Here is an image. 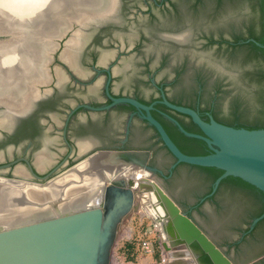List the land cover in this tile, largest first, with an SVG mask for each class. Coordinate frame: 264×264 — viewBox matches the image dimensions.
<instances>
[{
	"label": "water",
	"instance_id": "obj_1",
	"mask_svg": "<svg viewBox=\"0 0 264 264\" xmlns=\"http://www.w3.org/2000/svg\"><path fill=\"white\" fill-rule=\"evenodd\" d=\"M173 1L184 5L183 0ZM194 1L191 0V4ZM129 3L130 9L138 14V19L146 24L140 25L137 20H133L134 24H131L126 18V26L117 30L121 43L132 44L133 35L140 37V31L136 32L135 27L146 31L153 29L155 23V29L159 28L160 31L187 35L190 47L182 49H193L201 60H210L221 73L224 86L228 85L229 81H238L247 88L255 84L243 78L239 66L232 65L225 56L216 53L217 45H206L203 32L197 29L191 16L182 15L186 17L185 19L178 17L174 12L167 13L153 7L156 17L163 21H171L168 24H157L154 22L155 17H151L147 12L148 4L145 0H130ZM77 5L84 9L80 14L75 16L67 13ZM98 6V0H0V86L9 88V92L0 95L3 121L11 123L15 117L25 113L38 97L34 86L44 81L42 76L44 44L47 51L52 46L54 37L59 46L60 40L71 33L70 38L65 41V57L72 61L85 26L93 21L107 19L115 11L116 0H111L108 9L105 10H97ZM130 9L123 7V13H129ZM110 34L111 31H104L103 40ZM100 43L99 38L93 41L98 47ZM114 44L115 42H108L106 47H103L105 62L116 52ZM135 54L140 61V71L144 79L150 72L148 68L156 71V77L160 80L173 79L178 73L177 70L181 69L179 66L164 64L163 66L161 58H152L147 65L144 63L147 60L146 56L141 54V50ZM80 69L86 72L89 68L83 64L80 65ZM28 80L32 82L31 89L17 95L16 90ZM122 84L123 86L116 85L114 91L119 92L123 89L132 94L138 92L134 82ZM212 91L215 92L214 87ZM153 94H156V91L150 89L143 96L149 99ZM171 96L181 99L180 95ZM108 97L110 103L106 105L86 107L103 111L119 104H130L147 123L140 118L132 119L130 110L117 108L109 116H100L104 122L117 120L119 130L117 136L105 137L92 128L73 132V138L77 142L75 159L77 162L75 161L73 165L46 177L38 176L30 165V172L37 180L19 174L18 167L23 164H18L11 171L21 178L0 174V183L13 184L24 191L30 189L47 191L58 185L62 192L57 202L63 201L67 191L75 187L92 185L90 192L100 189L96 204L74 207L20 224L0 226V264H110L120 226L134 212H144L152 219L165 248H168V241L182 245L196 256L199 264H220L223 257L228 259L229 264H262L263 260L255 261L254 258L257 257L239 262L238 250L230 245L237 237V231L224 233L221 230L219 226L222 211L216 204L207 202L200 209L195 207L198 198L208 189L207 183L193 191H185L176 185L171 186L159 174L154 173L155 169L151 167L150 160L151 150L156 156L164 159V167L175 159L169 168L171 173L177 164L182 162L223 169L225 172L212 185L211 195L217 191L221 181L230 175L241 177L264 192V128H238L220 123L212 116L208 122L195 109L171 102L162 92V99L159 102L174 111L190 116L201 128L202 133L190 132L176 118L169 114H166V117L186 136L204 140L211 150V153L206 155H190L176 145L163 124L153 115L155 103L148 105L137 98L115 97L109 92ZM70 98L73 99V96ZM96 98L102 99L103 95L99 94ZM181 100L187 103L195 101L194 97H182ZM63 116V111H57L56 119L59 124L62 123ZM152 126L155 127L159 138ZM129 127L131 134L127 132ZM30 139L31 136L25 135L0 142V160L13 157L24 150ZM47 139L48 141H45L41 138L30 147L36 166L43 171L53 166L67 151L60 134L52 133ZM121 140H124V143ZM120 145L135 148L118 149ZM143 147L151 150L137 149ZM39 154L41 155L37 159ZM10 165H1L0 172L5 171ZM184 170L185 168H180L178 173ZM6 172L9 174L10 170ZM93 179L96 183H93ZM25 194L21 197L24 206L40 209L50 204L37 203ZM165 197L173 205L172 212L165 204ZM187 213L192 214L217 243ZM263 218L264 212L254 218L249 224L250 230Z\"/></svg>",
	"mask_w": 264,
	"mask_h": 264
},
{
	"label": "flooded vegetation",
	"instance_id": "obj_2",
	"mask_svg": "<svg viewBox=\"0 0 264 264\" xmlns=\"http://www.w3.org/2000/svg\"><path fill=\"white\" fill-rule=\"evenodd\" d=\"M98 2L99 8L97 10L102 11L108 9L111 0H98ZM129 2L130 0H116L115 11L107 19L93 21L85 26V29L80 35V45L72 61L67 60L65 57V41L70 38L71 33L60 40L59 46L57 45L56 37H54L52 40L53 44L47 50L48 52L45 49L47 46L44 44V62L42 71L44 81L36 83L34 86V89L38 92V97L32 102V106L25 113L15 117L11 123L3 121L1 112L3 106L0 107L1 143L6 142L9 138H17L25 135L31 136V139L26 143L24 150L15 154L13 157L0 160V166L11 164L5 169V171L0 172L1 175L21 178L16 175L17 173L14 174L11 171L14 170L18 164H23V166L18 167L19 174H23L26 176L25 178L37 180V178H35L30 172V165L34 173L41 177L52 176L73 165L76 161L77 151V142L73 138V132H80L86 128H92L105 137L117 136L119 132L117 120L111 119L110 121L106 120V122H104L100 119V116H109L112 111L119 108L118 105L103 111H97L86 107V105L100 107L110 103L108 92L115 97L131 96L145 104L149 105L155 103V105H157L160 104L159 101L162 99V92H164L169 99L173 98L171 95H175L179 89H186V91L191 90L188 89L191 87L182 88L178 87L177 84L173 86V83L179 79V77L184 78L182 80H184L185 85L189 86V79L195 74L196 67L201 62L199 54L195 53L193 49L183 50L185 47H190L188 45L190 39L187 35L184 36L180 33L160 31L158 30L159 28L155 29V23H153V29L146 31L135 27L137 30L136 32L140 31V37L137 38L138 36L135 37V35H133L132 44H125L119 41L117 30L126 26V18L131 24H134L133 20H137V23L140 25L141 23L143 24V21L138 19V14L132 8L130 9ZM145 2L148 4L147 12L150 13L151 17H155L154 20L156 21L154 22L157 24H168L170 20L163 21V19L156 17L153 7L165 10L167 13H177L179 10L178 17H183L182 15L185 13L184 5L177 4L173 0H145ZM123 7L125 9H130V12L124 14ZM74 8L67 11V13L77 16L84 10L79 5L74 6ZM144 24L146 23L144 22ZM107 30L111 31V34L107 39L105 38L106 40H103L104 37L102 33ZM132 34H134V32H132ZM97 38L101 39L100 47L93 44V41L97 40ZM143 40L147 41V43H144ZM31 42L32 40L30 39V43ZM108 42H115L114 47L116 52L110 60L105 62V51L103 50V47H106ZM140 50L141 54L146 56L147 60L144 63L147 65L153 60L152 58H161L162 61L160 62H162V65L164 64L173 67L179 66L181 69L177 70L178 73L173 79L167 80L165 78L160 80L156 77V71L148 68L150 72L144 79L140 71V61L137 59V54H135L136 51ZM83 64L90 70L88 69L86 72L82 71L80 65ZM89 71L91 72L89 73ZM128 81L136 84V88L138 89L136 94H132L123 89L119 92L114 91L116 85L123 86L122 83ZM31 83L29 80L26 81L21 88L19 87V89L16 90V94L22 95L28 92L32 87L30 86ZM150 89L156 91V94L151 95V97L147 99L143 94ZM7 92H9V88H2L0 86V95H4V93ZM200 93L201 90L199 89L195 94L199 95ZM99 94L103 95L102 99L96 98ZM72 96L73 99L70 98ZM205 98L206 96L203 97V99ZM196 101V107L198 109L204 108L205 100L202 101L201 97H197ZM182 103L189 104L183 100ZM50 107L53 109H50ZM59 110L63 111L64 114L61 124H59L56 119L57 111ZM130 111L132 112L130 115L132 119L140 118L144 120L136 109H130ZM181 118L187 124L191 121L189 117ZM127 132L130 134L132 133L130 127ZM52 133L60 134L63 143L67 147V151L53 166L43 171L36 166V162L30 152V147L35 141L38 142L41 138L48 141L47 137ZM122 141L124 143V140H121V142ZM133 148L135 147L125 145L118 146V149ZM137 149L149 148L143 147ZM151 152L152 156L150 165L155 169V174H159L166 183H168L169 180L175 179V177L176 180H182V175H179L178 171L175 170L179 164L173 169L172 173L169 171V168L171 164L175 162V159L164 167V159L161 156H156L153 150H151ZM40 155L41 154L37 156V159ZM78 159L80 160L82 158ZM8 169L10 170L9 174L6 172ZM28 175L30 177H28ZM196 188L197 187L195 186L194 190ZM207 191L208 190L203 192L198 198L195 207L200 209L201 206L207 202L216 204L222 211V218H220L219 226L221 230L224 233L232 232L233 230L237 231V237L230 242V245L236 247L235 244L242 240L246 234V228L249 227V225H242V211L230 204L224 193H214L215 196H213L214 194L211 195V192ZM164 201L166 206H168L166 199H164ZM187 214L212 238L209 232L198 223L192 214ZM16 220H13V223L20 222ZM256 246L257 245H252L251 247L254 248ZM254 259L255 261L263 260L264 263V254Z\"/></svg>",
	"mask_w": 264,
	"mask_h": 264
},
{
	"label": "trees",
	"instance_id": "obj_3",
	"mask_svg": "<svg viewBox=\"0 0 264 264\" xmlns=\"http://www.w3.org/2000/svg\"><path fill=\"white\" fill-rule=\"evenodd\" d=\"M183 2L184 14L191 16L194 25L203 32L202 36L207 41L206 45H217L216 53H221L232 65L239 66L242 69L243 78L255 84L247 88L238 81H229L228 85L224 86L221 73L211 61L201 60L195 74L189 79V86H186L182 80L184 78L180 77L173 83V86L177 84L182 88L191 87L188 88L191 89L189 91L179 89L180 91L178 90L175 95H180L181 99L194 97L195 101L183 104L182 100L175 96L169 100L195 109L208 122L212 116L220 123L238 128H264V0H217L216 2L195 0L193 4L191 0H183ZM176 14L179 15V10ZM184 16L183 18L186 19ZM227 34L230 36L226 37ZM213 87L215 92L212 91ZM199 89L201 93L195 94ZM202 96L206 98L203 99ZM197 97H201L202 101L205 100L204 108L196 107ZM118 107L126 110L135 109L130 104H120ZM152 113L183 152L190 155L211 153L204 140L186 136L166 117V113L176 118L186 130L202 133L201 128L192 121L190 116L174 111L161 102L155 105ZM181 117H189L190 123L187 124ZM157 135L159 136L158 133ZM180 168H185L184 172H179L182 180H176L175 177L168 183L171 186H180L185 191H193L195 186L198 188L207 183V192H211L215 180L225 172L218 167L184 162L179 163L175 170L179 171ZM192 170L197 171L192 172ZM168 189L170 192L171 188ZM217 193H224L228 202L242 211V220L245 225H249L254 218L261 216L264 212V192L241 177L227 176L221 181L215 194ZM245 231L246 234L242 240L235 244L240 256L239 262L264 254V218L253 229L250 230L247 227ZM252 245L257 246L252 248Z\"/></svg>",
	"mask_w": 264,
	"mask_h": 264
},
{
	"label": "bare ground",
	"instance_id": "obj_4",
	"mask_svg": "<svg viewBox=\"0 0 264 264\" xmlns=\"http://www.w3.org/2000/svg\"><path fill=\"white\" fill-rule=\"evenodd\" d=\"M93 183H96L95 179H93ZM91 187L92 185H88L69 189L65 194L63 201L57 202L59 196L61 195L60 193L62 192L58 185L48 189L47 191H38L36 189L24 191L16 185L0 183V226L20 224L30 219L54 214L74 207L96 204L99 200L100 189L90 192ZM25 193L37 203L43 204L47 202L50 204H47L40 209H33L24 206L22 202L23 198L21 197ZM164 199L167 201L168 209L172 212L173 205L171 201L166 197ZM50 201L53 202L51 203ZM13 220L20 222L13 223ZM167 244V251L165 256L163 255L166 264H199L196 256L188 252L187 248L182 245H176L171 241H168ZM175 246L179 247L176 248ZM110 264H112V259ZM220 264H229L228 259L223 257Z\"/></svg>",
	"mask_w": 264,
	"mask_h": 264
},
{
	"label": "rangeland",
	"instance_id": "obj_5",
	"mask_svg": "<svg viewBox=\"0 0 264 264\" xmlns=\"http://www.w3.org/2000/svg\"><path fill=\"white\" fill-rule=\"evenodd\" d=\"M145 241L151 243L149 250L143 245ZM166 251L152 219L143 212H134L120 226L113 248L112 264H166Z\"/></svg>",
	"mask_w": 264,
	"mask_h": 264
},
{
	"label": "built area",
	"instance_id": "obj_6",
	"mask_svg": "<svg viewBox=\"0 0 264 264\" xmlns=\"http://www.w3.org/2000/svg\"><path fill=\"white\" fill-rule=\"evenodd\" d=\"M143 245L148 248V250L151 248V243L148 241H145Z\"/></svg>",
	"mask_w": 264,
	"mask_h": 264
}]
</instances>
